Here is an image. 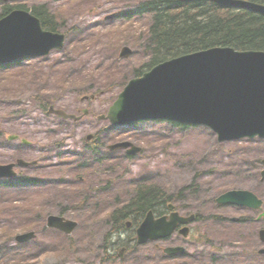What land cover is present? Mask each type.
Returning <instances> with one entry per match:
<instances>
[{
	"label": "rangeland",
	"instance_id": "374dc122",
	"mask_svg": "<svg viewBox=\"0 0 264 264\" xmlns=\"http://www.w3.org/2000/svg\"><path fill=\"white\" fill-rule=\"evenodd\" d=\"M18 4L27 8L45 4L57 13L63 10L67 18L57 24V32L66 34L67 41L64 48L46 58L25 60L18 66L0 69V164L12 163L16 157L45 161L39 168L19 170L36 182L31 187H19L11 180L0 181V264H15V259L23 258L13 257L16 253L32 256L28 258L31 264H168L158 245L185 246L188 256L182 260L185 264H212V257L229 264L252 261L249 247L255 245L253 234L258 235L264 228V219L258 222L257 213L233 206L220 207L215 200L224 192L239 189L253 191L264 199V183L260 181L264 170V139L219 143L217 135L208 128L181 129L170 122L156 121L113 130L109 123L97 122L92 117L74 125L61 123L42 111L41 101H49L70 113L84 108L96 115L107 113L126 84L135 78L137 70L150 71L144 67L148 59L143 46L131 43L133 36L139 38L145 33L150 20L142 17L127 21L119 17L138 7L139 0H11L0 2V15L4 5ZM124 46L134 51L129 59L119 57ZM84 95L96 98L82 102ZM99 131H102L101 141L107 145L127 140L143 148L131 160L123 158L122 151L104 152L107 158L122 159L119 162L126 172L124 180L154 181L175 197L173 203L181 214L201 215L202 221L192 226L190 239L175 236L136 246L130 230L111 240L108 236L111 224L106 222L110 212L95 215L92 208L87 210L92 215L67 212L66 218L79 223L70 238L46 228V216H61V211L70 206L66 193L69 178L65 176L70 170L66 169L61 176V169L67 167L59 166L61 161L66 160L69 165L91 164L82 147L87 135ZM9 135H19L31 145L22 148L19 141H9ZM243 162L248 172L239 174ZM194 193L198 197H193ZM30 205L34 209L24 211ZM103 208L105 203L101 201L99 209ZM211 216L215 218L206 220ZM243 216L252 217L255 222L245 229L249 233L247 243L234 242L238 230L231 218ZM31 226L38 231V239L27 248L14 250L13 236ZM246 244L245 257L232 258L244 252ZM122 245L131 246L133 253L124 260H111ZM251 264H264V260Z\"/></svg>",
	"mask_w": 264,
	"mask_h": 264
},
{
	"label": "water",
	"instance_id": "95a60500",
	"mask_svg": "<svg viewBox=\"0 0 264 264\" xmlns=\"http://www.w3.org/2000/svg\"><path fill=\"white\" fill-rule=\"evenodd\" d=\"M8 1V0H3ZM217 3L264 13V6L243 0H215ZM65 35L43 29L41 21L24 10H15L0 20V65L12 64L23 58L47 56L63 47ZM132 50L125 48L121 57L128 58ZM50 113L62 119L78 121L81 117L63 110L50 108ZM88 115V111H84ZM113 125H125L142 120H170L182 124L208 126L219 135V140L264 138V52H239L233 48H213L185 55L156 66L143 77L132 80L110 108L108 116ZM12 136L10 140L17 139ZM92 137L90 136L89 139ZM24 143H27L24 140ZM130 155L141 149L124 142L112 150L129 149ZM37 162L18 160L20 167ZM15 164L0 165V179L13 178ZM264 180V172L262 173ZM220 205H236L263 210L264 202L247 190L230 191L217 199ZM170 210L174 207L171 205ZM264 217V212L262 214ZM195 216L156 219L150 212L137 230L139 245L171 237L179 225H188ZM78 224L60 216H50L48 227L71 235ZM131 224L128 225L130 227ZM188 237L189 228L180 231ZM36 237L34 232L17 237L20 243ZM264 243V229L260 232ZM171 257L183 254V247L166 248ZM264 255V249L260 251Z\"/></svg>",
	"mask_w": 264,
	"mask_h": 264
},
{
	"label": "trees",
	"instance_id": "16d2710c",
	"mask_svg": "<svg viewBox=\"0 0 264 264\" xmlns=\"http://www.w3.org/2000/svg\"><path fill=\"white\" fill-rule=\"evenodd\" d=\"M248 1L264 4V0ZM139 2L140 4L137 8L120 14V17L126 20L144 17L150 20L145 33L139 38L133 36L131 42L135 46H143L144 54L148 59L147 63H144V67L147 69H152L157 64L172 58L215 47H233L239 51H264V13L245 9L224 8L219 6L214 0H139ZM18 7L27 9L26 5H18ZM10 10L11 7H4L3 14ZM32 10L34 15L42 21L44 28L49 31H58L57 24L67 18L63 10H57V13L50 10L45 4L34 5ZM20 64L21 62L18 65ZM1 68L5 69L7 67ZM143 73L141 70H137L135 77L141 76ZM41 105L42 111L47 113L50 102L41 101ZM173 126L181 129L189 127L176 123H173ZM97 144H93L90 147L89 154L99 155L100 146ZM92 149L94 150L91 151ZM114 165L112 164L113 167L102 171L100 174L97 173V169H88V173L91 174L90 178H93L94 181L83 186L73 184L72 189L68 188L66 193L69 196L68 202L70 206L65 207L61 211L63 215L68 211H83L90 215L93 212L95 215H98L97 213L110 212L106 222L111 224V229L108 233L111 240L114 237L123 235L124 231H130L126 228L128 221H132L134 230L142 223L149 211L153 210L159 215H163L167 210V206L175 200L174 196L154 182L144 181L135 184L132 181V183H126L125 187H119L120 184H117L108 198L110 203H107V205L109 206L112 202L109 211H106L107 205L102 211L98 210V207H90L91 203L97 205L94 202L100 196H105V191H101L98 188L99 176L110 177L112 183L122 178L119 175L121 168H116ZM245 165V162L240 165L239 174L248 172L245 169ZM116 176L118 177L117 179ZM34 183L35 181L30 178H24L16 182L17 186L22 188ZM107 184H109L108 181ZM197 193L192 194V196L198 197L196 196ZM31 205L25 207L24 211L28 209L31 212L34 209ZM91 208L94 210L92 213L87 211L91 210ZM41 215L42 212L37 214V216ZM197 218V221L202 220L199 213H197ZM214 218L215 216H211L205 219L212 220ZM254 222L255 219L252 217H243L239 223H232L238 230L236 231L234 242L247 243L246 236L249 233H246L245 229ZM32 228L33 226L26 229ZM133 230L131 231L135 235ZM253 236L256 238V243L254 246L249 247L252 249L253 260L246 262L234 261L235 264H251L253 261L261 262L264 260V256L258 254V246L260 244L258 235L254 233ZM128 247L130 253L132 247ZM247 248L248 245H244V252L236 253L232 258L245 257ZM115 258H117V255L114 254L111 259ZM185 259L186 256L180 258V261L176 264H185L182 261ZM220 259L215 260L212 257L211 263L229 264ZM165 260L169 262L168 264H171L170 262L176 259L165 258ZM26 262V259H22L15 262V264H29Z\"/></svg>",
	"mask_w": 264,
	"mask_h": 264
},
{
	"label": "bare ground",
	"instance_id": "6f19581e",
	"mask_svg": "<svg viewBox=\"0 0 264 264\" xmlns=\"http://www.w3.org/2000/svg\"><path fill=\"white\" fill-rule=\"evenodd\" d=\"M251 3H253V2H251ZM168 207V206H167Z\"/></svg>",
	"mask_w": 264,
	"mask_h": 264
}]
</instances>
